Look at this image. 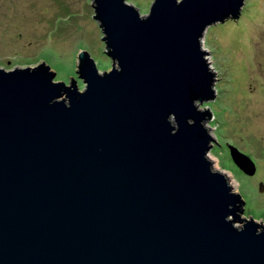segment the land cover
<instances>
[{
    "label": "water",
    "instance_id": "obj_1",
    "mask_svg": "<svg viewBox=\"0 0 264 264\" xmlns=\"http://www.w3.org/2000/svg\"><path fill=\"white\" fill-rule=\"evenodd\" d=\"M91 1L112 68L77 54L84 90L42 59L0 68V264H264L200 110L218 79L204 35L245 0Z\"/></svg>",
    "mask_w": 264,
    "mask_h": 264
},
{
    "label": "rangeland",
    "instance_id": "obj_2",
    "mask_svg": "<svg viewBox=\"0 0 264 264\" xmlns=\"http://www.w3.org/2000/svg\"><path fill=\"white\" fill-rule=\"evenodd\" d=\"M149 15L154 0H126ZM91 0H0V68L37 66L41 59L57 73L55 81L81 90L77 54L87 51L100 72L112 59ZM210 68L218 76L216 99L200 104L211 117L208 158L246 201L244 216L264 224V0H245L239 20L210 26L202 40ZM232 149L248 156L256 173L246 174ZM262 220V222H261Z\"/></svg>",
    "mask_w": 264,
    "mask_h": 264
}]
</instances>
